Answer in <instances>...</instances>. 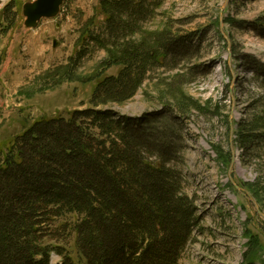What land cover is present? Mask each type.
Returning a JSON list of instances; mask_svg holds the SVG:
<instances>
[{"label": "rangeland", "instance_id": "obj_1", "mask_svg": "<svg viewBox=\"0 0 264 264\" xmlns=\"http://www.w3.org/2000/svg\"><path fill=\"white\" fill-rule=\"evenodd\" d=\"M32 1L0 0V156L42 120L100 110L143 122L145 153L170 157L194 209L178 264H264V0H154L130 41L170 53L108 103L96 90L124 69L122 47L81 40L104 31L99 0H66L29 29Z\"/></svg>", "mask_w": 264, "mask_h": 264}, {"label": "trees", "instance_id": "obj_2", "mask_svg": "<svg viewBox=\"0 0 264 264\" xmlns=\"http://www.w3.org/2000/svg\"><path fill=\"white\" fill-rule=\"evenodd\" d=\"M153 2L99 0L103 35L88 27L81 39L122 47L124 69L96 90L107 103L134 92L148 66L170 53L130 41ZM142 123L100 110L42 120L0 156V264H52L54 253L61 264H178L194 209L170 157L145 153L155 147ZM72 238L75 256L66 247Z\"/></svg>", "mask_w": 264, "mask_h": 264}, {"label": "water", "instance_id": "obj_3", "mask_svg": "<svg viewBox=\"0 0 264 264\" xmlns=\"http://www.w3.org/2000/svg\"><path fill=\"white\" fill-rule=\"evenodd\" d=\"M66 0H34L23 7L25 26L37 29L43 19H55L61 13ZM56 46V45H55Z\"/></svg>", "mask_w": 264, "mask_h": 264}]
</instances>
